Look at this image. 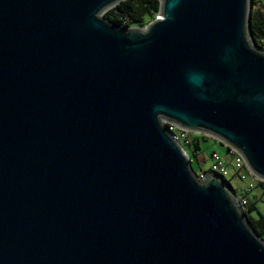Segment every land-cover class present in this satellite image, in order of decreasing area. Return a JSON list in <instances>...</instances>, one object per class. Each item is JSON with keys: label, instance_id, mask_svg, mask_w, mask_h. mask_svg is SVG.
<instances>
[{"label": "water", "instance_id": "obj_1", "mask_svg": "<svg viewBox=\"0 0 264 264\" xmlns=\"http://www.w3.org/2000/svg\"><path fill=\"white\" fill-rule=\"evenodd\" d=\"M0 0V264H264L221 175L164 122L264 181V50L251 0Z\"/></svg>", "mask_w": 264, "mask_h": 264}, {"label": "trees", "instance_id": "obj_2", "mask_svg": "<svg viewBox=\"0 0 264 264\" xmlns=\"http://www.w3.org/2000/svg\"><path fill=\"white\" fill-rule=\"evenodd\" d=\"M251 5L249 26L251 38L258 48L264 50V8L261 0H251ZM160 9V0H126L107 11L105 17L125 27L145 28L159 15ZM192 136L194 138L191 137L188 146L192 148L193 154L196 156L201 150L200 139H209V137L203 134H193ZM254 189L258 193L254 194L252 199L245 197L238 199L247 201V205L243 207L246 216L253 229L264 238V214L258 208L259 203L264 202V181H257L255 187L246 192L251 193ZM254 211H258L259 217L251 215Z\"/></svg>", "mask_w": 264, "mask_h": 264}, {"label": "rangeland", "instance_id": "obj_3", "mask_svg": "<svg viewBox=\"0 0 264 264\" xmlns=\"http://www.w3.org/2000/svg\"><path fill=\"white\" fill-rule=\"evenodd\" d=\"M262 6L264 8V0H261ZM157 18V17H156ZM195 133H191V137ZM200 146L201 150L198 152L196 156H194L192 148L190 146H185V149L187 150L191 162H192V167L194 171L197 174H200L201 172L207 171L211 169L212 166V159L211 155L213 152H218L223 158H228L226 165L229 170V174L226 177V180L230 183L232 188L235 190L237 197L240 199L242 197H245L247 199H252L253 195L258 193L255 189L251 193H247L246 189L248 186V183L251 181V179H247L246 181H242L237 175L236 172L234 171V162L230 160L231 156L228 151V147L225 144H222L219 140L215 138H209V139H200ZM259 210L261 211L262 214H264V202L259 203L258 206ZM252 216L254 217H259L258 211H254L251 213Z\"/></svg>", "mask_w": 264, "mask_h": 264}, {"label": "built area", "instance_id": "obj_4", "mask_svg": "<svg viewBox=\"0 0 264 264\" xmlns=\"http://www.w3.org/2000/svg\"><path fill=\"white\" fill-rule=\"evenodd\" d=\"M164 124L167 126V130L171 133L173 139L180 146H182V148L185 151V153L187 154V156L190 157L187 150L185 149V146L190 144L192 132L180 130L177 127H175L174 125H171L167 122H164ZM195 134H198V133H195ZM204 136H206V135H204ZM207 137H209V136H207ZM227 147H228L229 154L231 156L230 160L234 162V171L236 172V175L242 181H246L248 178L251 179V181L248 183L246 190L247 191L252 190L255 187V184L257 183V181H261V180H259L257 177H255L251 173V171L248 169L243 157L237 151H235L233 148H231L229 146H227ZM211 159H212L213 163H212V166H211V169L209 170V172L219 174L222 177L226 178L229 174V170H228L227 165H226L228 158L227 157L223 158L218 152H213L211 155ZM206 173L207 172H205V171L201 172L199 174L200 178L203 179L205 177ZM240 204L242 205V207H244L245 205H247V201L243 199L242 201H240Z\"/></svg>", "mask_w": 264, "mask_h": 264}]
</instances>
